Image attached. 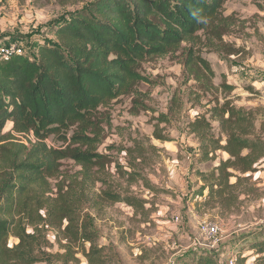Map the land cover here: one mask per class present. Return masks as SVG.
Listing matches in <instances>:
<instances>
[{
	"label": "trees",
	"instance_id": "trees-1",
	"mask_svg": "<svg viewBox=\"0 0 264 264\" xmlns=\"http://www.w3.org/2000/svg\"><path fill=\"white\" fill-rule=\"evenodd\" d=\"M225 1L94 0L45 30L54 39L40 40L34 54L0 61V264L78 263L79 253L90 264L107 263L112 246L99 244L92 210L124 203L145 212L147 201L128 187L108 183L106 175L124 177L129 184L147 179L139 170L144 157L137 160L132 149L120 148L129 155L127 166L99 152L102 124L108 123L101 109L120 96L138 93L141 83H153L141 72L143 61L181 49L184 67L208 90L215 72L196 47L203 41L213 46V39L221 42L229 32L233 20L220 11ZM8 41L0 46L18 42ZM222 77L223 92L235 90L226 74ZM185 103L183 96H173L168 112L156 118V139L171 141L159 124L171 123ZM213 103L207 113L187 122L186 131L199 142L201 162L215 160L220 150L229 155L211 171L199 172L205 184L197 194L206 196V205L230 209L240 198L236 190L245 183L247 189L250 174L264 164V135L257 127L259 109L238 107L228 96ZM9 122L12 127L6 131ZM51 134H57L61 145L50 143ZM64 160L79 169L64 170ZM113 163L115 175L110 171ZM51 230L64 252L50 251ZM12 236L18 243L10 246ZM254 248L253 264H264V239ZM240 257L236 264H246V256ZM174 264L222 263L215 253L205 252Z\"/></svg>",
	"mask_w": 264,
	"mask_h": 264
},
{
	"label": "rangeland",
	"instance_id": "rangeland-1",
	"mask_svg": "<svg viewBox=\"0 0 264 264\" xmlns=\"http://www.w3.org/2000/svg\"><path fill=\"white\" fill-rule=\"evenodd\" d=\"M93 1L0 0V17L9 24L5 31L8 42H23L26 54L32 55L37 39L38 42L43 38L54 39L45 35V30ZM263 5L264 0H226L223 3L221 14L233 20L229 32L221 42L213 39V46L208 47L203 41L196 47L197 53L215 72L208 90L184 67L181 49L143 61L141 72L153 83H141L138 93L120 96L101 109L108 117V123L102 124L103 143L99 152L112 155L117 162L123 163L121 165L127 166L129 155L120 148L132 149L137 160L144 157L139 170L147 179L129 184L126 178L115 175L114 163L110 171L115 176L106 175L108 183L128 187L147 201L145 212L124 203H106L101 209L92 210L99 244L112 246V250L107 251L106 264H174L180 258L192 261L205 252L215 253L222 264H228L231 256L239 260L240 256H246V264L254 263L257 253L254 243L264 239V234L252 237L254 233L264 232V164L250 174L247 189L245 183L236 190L240 197L236 206L228 209L212 202L206 205V196L197 194L205 184L199 172L211 171L229 155L220 150L215 160L201 162L199 142L187 133L186 127L187 122L198 114L207 113L215 104L214 99L219 98L223 103L224 97L228 96L238 107L259 109L257 127L264 135V85L257 89L260 85L253 84L264 81ZM199 34L204 40L203 32ZM185 46L183 43L182 48ZM223 74L228 83L236 85L235 90L223 92L220 87L225 81ZM176 93L183 96L186 103L171 123L159 124V131L171 140L161 141L154 137L156 118L160 113L168 112ZM143 105L150 109H142ZM213 124L215 134L219 135L218 123ZM11 127L9 122L5 130ZM61 132L71 134L72 130ZM49 138L50 143L61 145L57 134H51ZM63 169L75 172L79 167L71 160H64ZM236 180L232 177L230 182ZM101 186L106 188L108 185L99 183L98 187ZM249 187L252 190L247 192ZM205 221L219 227L221 242L215 248L201 231ZM48 239L53 244L51 252H64L60 249L56 231H49ZM16 243L18 239L12 236L10 246ZM77 257L78 263L70 260L59 264H90L83 254L79 253Z\"/></svg>",
	"mask_w": 264,
	"mask_h": 264
},
{
	"label": "built area",
	"instance_id": "built-area-1",
	"mask_svg": "<svg viewBox=\"0 0 264 264\" xmlns=\"http://www.w3.org/2000/svg\"><path fill=\"white\" fill-rule=\"evenodd\" d=\"M25 53L24 46L18 42L9 43L3 46H0V61H8L15 55H21ZM174 221L177 222L178 218H174ZM201 231L207 237V239H211L212 247H216L221 242V238L219 236V227L217 225L203 222L201 224ZM237 258L231 256L228 259V264H236Z\"/></svg>",
	"mask_w": 264,
	"mask_h": 264
},
{
	"label": "crops",
	"instance_id": "crops-1",
	"mask_svg": "<svg viewBox=\"0 0 264 264\" xmlns=\"http://www.w3.org/2000/svg\"><path fill=\"white\" fill-rule=\"evenodd\" d=\"M8 20H6L5 18H1L0 17V41L3 42L5 40H8V36L5 35L6 34V30L7 28H9V24L7 22ZM36 43H38V40L36 41ZM23 44V42H22ZM24 45V44H23ZM35 52H36V49H35ZM254 85H260V86H257V89H261L262 85H264V81L260 80V81H255L253 82Z\"/></svg>",
	"mask_w": 264,
	"mask_h": 264
}]
</instances>
